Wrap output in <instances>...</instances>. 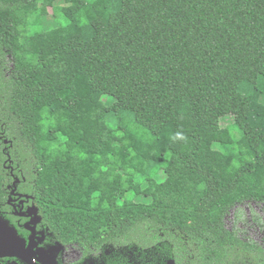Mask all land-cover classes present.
Returning <instances> with one entry per match:
<instances>
[{
  "label": "trees",
  "instance_id": "16d2710c",
  "mask_svg": "<svg viewBox=\"0 0 264 264\" xmlns=\"http://www.w3.org/2000/svg\"><path fill=\"white\" fill-rule=\"evenodd\" d=\"M44 1L0 0V211L25 194L82 264H264L225 223L264 203V0H64L49 28Z\"/></svg>",
  "mask_w": 264,
  "mask_h": 264
},
{
  "label": "rangeland",
  "instance_id": "374dc122",
  "mask_svg": "<svg viewBox=\"0 0 264 264\" xmlns=\"http://www.w3.org/2000/svg\"><path fill=\"white\" fill-rule=\"evenodd\" d=\"M63 1L64 0H56V1L45 0L42 3L44 28H49L53 25L60 26L66 24V18L64 17L63 13L58 12V14L56 15L57 17L56 22L52 14L53 7L55 5L63 3ZM94 99L96 101L95 111L99 113L102 110L101 94L96 93ZM103 100L105 101L106 104H109L111 101V97H106ZM252 100H253L254 108L264 113V96L257 91L253 94ZM54 108L56 111H60L63 109L61 103L59 102H56L54 104ZM140 109H141V116L143 120L147 123H152L161 113L160 108H158L156 105L147 102H141ZM228 121L229 120H226L225 122ZM70 128H71L70 125L68 123H65L60 128V131L66 133L67 131L70 130ZM223 136L226 141H231V135L226 129L223 130ZM247 180L255 184L260 182L261 178L248 176ZM16 181H18L17 178ZM154 181L155 179L150 178L151 183ZM199 196L200 194L198 191H191L188 194V197L186 198V202L191 203L198 201ZM176 199L178 201H182L184 197L178 196ZM18 202H20L19 198H15L14 203L17 208L18 205L16 203ZM36 211L37 208L35 206H31L30 208H28L27 215H29L30 217L28 224L34 225L36 223V220L40 219L39 216L35 215ZM225 223L228 229L235 230L242 239L263 243L264 242V203L247 201L243 204L237 205L236 207L231 209V211L228 213V215L225 218ZM0 227H4L3 229H12V227L9 226L6 222H4L1 219V217H0ZM71 248H73L77 252ZM58 249L60 250L57 251ZM64 250H66V252L68 253L66 259H64L65 263H70L76 260L81 253V249L76 245L58 244L57 247H53V249H48L45 255L47 257H51L52 261L54 262L53 264H62L60 262L62 261L60 259V251H64Z\"/></svg>",
  "mask_w": 264,
  "mask_h": 264
},
{
  "label": "flooded vegetation",
  "instance_id": "af4514ba",
  "mask_svg": "<svg viewBox=\"0 0 264 264\" xmlns=\"http://www.w3.org/2000/svg\"><path fill=\"white\" fill-rule=\"evenodd\" d=\"M9 191L12 194V196H9L7 198V203L9 205V208H7L5 211L1 210L0 217L9 226L17 230L18 236L26 243L25 248L27 249L30 248L29 251H31L30 258L32 262H29L19 257H3L0 258V264H53L54 262L52 261L51 257H47L45 254L48 251V249H53V247H57L58 244H62V243L55 240L50 232H47L42 227H40L41 216L38 213V208L34 204L30 205L26 203V199L23 198L24 196H26L25 194L16 191V189L13 188L10 189ZM15 198H19L20 201L16 203L18 205V208L14 203ZM31 206H35L37 208L35 215L39 216L40 218L36 220V223L34 225L28 224L30 217L29 215H27V210ZM4 212L8 213L11 216V219H5L4 216L2 215V213L4 214ZM68 245H76V244H68ZM59 250L60 249H58L57 251ZM67 255L68 253L66 252V250L60 251V259L62 260L60 262L62 264H82L81 263V259L83 257L82 249L79 257L70 263H65L64 259H66Z\"/></svg>",
  "mask_w": 264,
  "mask_h": 264
},
{
  "label": "water",
  "instance_id": "95a60500",
  "mask_svg": "<svg viewBox=\"0 0 264 264\" xmlns=\"http://www.w3.org/2000/svg\"><path fill=\"white\" fill-rule=\"evenodd\" d=\"M3 228L4 227H0V258L19 257L29 262H32L30 258V248H25L26 243L18 236L17 230L14 228ZM167 264H175V262L174 260H169Z\"/></svg>",
  "mask_w": 264,
  "mask_h": 264
}]
</instances>
